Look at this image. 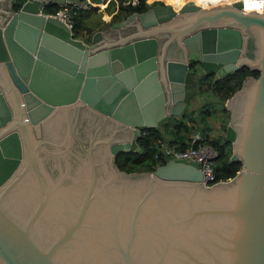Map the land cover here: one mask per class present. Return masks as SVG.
<instances>
[{
  "label": "water",
  "instance_id": "1",
  "mask_svg": "<svg viewBox=\"0 0 264 264\" xmlns=\"http://www.w3.org/2000/svg\"><path fill=\"white\" fill-rule=\"evenodd\" d=\"M64 1L0 0V264H264V5L156 3L82 39L44 14ZM190 63L259 72L224 102L241 168L121 170L198 92Z\"/></svg>",
  "mask_w": 264,
  "mask_h": 264
},
{
  "label": "trees",
  "instance_id": "2",
  "mask_svg": "<svg viewBox=\"0 0 264 264\" xmlns=\"http://www.w3.org/2000/svg\"><path fill=\"white\" fill-rule=\"evenodd\" d=\"M95 2H100L103 0H94ZM150 1V0H149ZM200 3L206 5L212 0H198ZM246 1L247 6H253L252 2L254 0H244ZM250 1V2H249ZM257 1V0H255ZM179 2V0H176ZM103 2L98 3V5L103 4ZM166 4L162 1H153L148 3L147 0H139V3L130 6L121 4V0H118V11L112 16V20L118 19L122 14H127L133 10L143 11L148 7L156 4ZM255 3V2H254ZM258 3V2H256ZM114 4L113 0H109L107 3V8L110 10L109 6ZM58 7V3H49L44 7L45 12H54ZM97 7L91 6L89 9H79L73 15L74 25L73 31L75 35L80 33L81 29H86L84 34L85 38H89L92 34L94 27L103 25H108L101 19V14L96 12ZM112 22V21H111ZM110 22V23H111ZM258 70H252L247 66H242L237 70H234L232 73H229L224 76H216L212 79L211 74H204L199 79V84L202 79L208 78L212 83H210L211 94L218 97L221 102L220 111L225 116L222 118L221 128H224L228 122L229 111L225 107L224 102L235 90L236 86L242 84L244 77L252 75L254 77L258 76ZM209 106L205 110L202 109L203 116L209 111ZM205 112V113H204ZM179 119L170 123L165 121L159 129L155 128H145L140 131L139 136L136 140V148L134 150L122 149L115 156L114 161L116 165L124 171H142L147 170L151 171L155 168L156 165L164 163L168 160L167 157L163 156L159 152V145L161 142L172 145L176 144L177 147L182 148L187 143V138L190 134L188 132L192 129V126L195 127L192 123L194 118L191 117L190 113L182 112L178 116ZM191 121V123H190ZM208 124V122L205 120ZM194 129L201 132L204 139L209 142L217 151V156L214 160V171L216 180H226L236 174V172L241 168V162L239 160H231L230 155L232 153L231 143L224 139V135L219 137H209L208 131L210 125L208 124L206 128H197ZM195 131V130H193Z\"/></svg>",
  "mask_w": 264,
  "mask_h": 264
},
{
  "label": "built area",
  "instance_id": "3",
  "mask_svg": "<svg viewBox=\"0 0 264 264\" xmlns=\"http://www.w3.org/2000/svg\"><path fill=\"white\" fill-rule=\"evenodd\" d=\"M184 1V0H182ZM233 2L235 0H216L211 4L218 2ZM242 3V9L244 11L254 9L260 11L263 8L264 0L259 3H254L251 8H246L244 0H240ZM100 2L94 0H65L64 2L58 3V7L54 12H45V15H50L63 22L73 32V15L79 9H89L93 5H97ZM139 3V0H121V4L134 6ZM200 4V3H199ZM202 5V4H201ZM208 6V5H205ZM186 145L182 148L177 147L176 144L167 145L163 142L159 145V152L168 159L171 157L186 158L195 160L199 164V168L202 172L201 182L209 185L216 180L214 171V160L217 156L216 149L207 142L200 131L195 130L190 133L187 138Z\"/></svg>",
  "mask_w": 264,
  "mask_h": 264
},
{
  "label": "rangeland",
  "instance_id": "4",
  "mask_svg": "<svg viewBox=\"0 0 264 264\" xmlns=\"http://www.w3.org/2000/svg\"><path fill=\"white\" fill-rule=\"evenodd\" d=\"M153 1H162L165 2L166 4H170L169 3L170 0H150V1L147 0L148 3H151ZM254 2L256 3L257 1L254 0ZM254 2H252V4H254ZM244 5L246 8L252 7V6H247L246 3H244ZM208 106L210 107L209 111L203 116V114L201 113L202 109L205 110L206 108H208ZM221 108H222L221 102L218 97L208 92H202V93L199 92L198 94L196 93L195 95H193L192 99H190L189 103L185 107L184 112L191 114V117H193L195 120L192 123H194L193 125L197 128H206V126L209 124L210 129L208 131V135L209 137L213 138V137H219L221 134L222 135L224 134L225 127L221 128V123H222V118H224L225 116L220 111ZM177 119H179L178 115H173L167 121L173 123ZM228 119H229V115H228ZM205 120L208 122V124L205 122ZM195 127L192 126V129L188 132V134H190L193 130H196L194 129Z\"/></svg>",
  "mask_w": 264,
  "mask_h": 264
},
{
  "label": "flooded vegetation",
  "instance_id": "5",
  "mask_svg": "<svg viewBox=\"0 0 264 264\" xmlns=\"http://www.w3.org/2000/svg\"><path fill=\"white\" fill-rule=\"evenodd\" d=\"M169 3H170L171 5H173V6H177L179 2H176V0H170ZM199 3H200V2H199ZM170 4H163V5H164V6H170ZM200 4H201V3H200ZM173 9H174V11L178 12V9H179V8H173ZM134 11H136V10H133V11L127 13V14H122L121 17H120L119 19H117V20H122V19H124L128 14H130V13H132V12H134ZM179 50H180V46L177 45V46L175 47V49H174L172 52L175 53V52H177V51H179ZM188 68H189L190 71H192V72H196V71H198L199 74H202V75H203V72L201 71L200 66H198L197 64L190 63V64H188ZM211 75H212V77H213L212 79H214V78L216 77L215 74H211ZM199 81H200V80H198V92H197V94H198L199 92H200V93H202V92H208V93H211L210 83H212V81H210L208 78H204V79H202L201 82H200V84H199ZM209 82H210V83H209ZM192 97H193V96H192ZM191 99H192V98H191ZM162 125H163V124H162ZM162 125H161V126H162ZM223 135H224V134H223Z\"/></svg>",
  "mask_w": 264,
  "mask_h": 264
},
{
  "label": "crops",
  "instance_id": "6",
  "mask_svg": "<svg viewBox=\"0 0 264 264\" xmlns=\"http://www.w3.org/2000/svg\"><path fill=\"white\" fill-rule=\"evenodd\" d=\"M103 1H104L103 4H101V5L97 4L94 7H97L96 12L101 14L102 21L105 23L108 22L110 24V22L113 21L112 16L118 11V0H113L114 4L109 6L110 10H108V8L106 7L109 0H103ZM103 1H100V3ZM115 20H117V19H115ZM108 25L103 26V24H102V26L100 28H99V26H95L93 32L95 30H98V29H103ZM84 31H85V29H81L80 33L77 34V37L84 39L86 37V35L84 34Z\"/></svg>",
  "mask_w": 264,
  "mask_h": 264
},
{
  "label": "bare ground",
  "instance_id": "7",
  "mask_svg": "<svg viewBox=\"0 0 264 264\" xmlns=\"http://www.w3.org/2000/svg\"><path fill=\"white\" fill-rule=\"evenodd\" d=\"M195 2H197V3H199V1L198 0H194ZM214 1H216V0H212V1H210L208 4H206V5H209L210 3H212V2H214ZM257 2L259 3V2H261V0H257ZM181 3H182V0H179V3H178V5L177 6H174V7H178V6H180L181 5ZM245 3V2H244ZM202 4V3H201ZM202 6H205L204 4H202Z\"/></svg>",
  "mask_w": 264,
  "mask_h": 264
}]
</instances>
